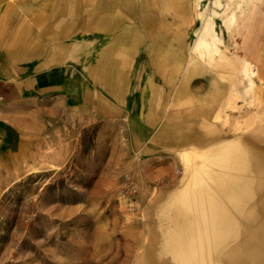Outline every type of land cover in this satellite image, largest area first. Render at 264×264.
<instances>
[{"label":"rangeland","instance_id":"374dc122","mask_svg":"<svg viewBox=\"0 0 264 264\" xmlns=\"http://www.w3.org/2000/svg\"><path fill=\"white\" fill-rule=\"evenodd\" d=\"M219 1L79 0L78 26L86 18L94 25L70 36L79 70L110 62L111 72H146L156 85L141 106L129 81L118 112H101L95 101L93 119L79 115L76 128L0 161V264H145L150 253L147 264H173L158 253V205L200 162L194 152L264 122V0ZM26 4L0 0V15L16 19ZM90 5L96 15L80 13ZM211 14L230 61L194 51ZM11 32H0L8 44ZM107 40L110 60L97 52ZM103 82L93 89L112 100Z\"/></svg>","mask_w":264,"mask_h":264},{"label":"crops","instance_id":"0c3cea01","mask_svg":"<svg viewBox=\"0 0 264 264\" xmlns=\"http://www.w3.org/2000/svg\"><path fill=\"white\" fill-rule=\"evenodd\" d=\"M23 1L29 7L17 14L16 19L0 15V32L12 31L14 38L8 44L0 36V95L3 97L0 100V161L26 157L35 145H40L36 138L51 137L63 127L76 128L79 115L81 119H93L95 101L101 112H118L125 103L124 88L129 81L134 82L130 87L141 94V106L149 104L152 87L156 85L154 76L129 72L132 77H127L129 73H125V69L111 72L110 62L102 68L88 67L89 74L87 67L79 70L78 64L73 63L76 60L71 50L67 51L75 45L69 40L70 36L79 27L86 31L94 29L93 20L89 18H86V27L78 26L79 0H53L50 11L45 8L46 0ZM81 9L80 13L87 17L96 15L91 5ZM205 21L206 18L203 27ZM32 31V37L26 36ZM102 42L98 45H101L98 55L110 60L109 49L115 47L109 40L105 41V47ZM98 55L95 56L100 60ZM96 58L95 63L99 62ZM92 74L99 84L102 78L106 80L102 85L106 92H112V100L104 92H95ZM112 75L119 77L110 81ZM186 75L187 83L190 75ZM153 94L157 96V92ZM152 102L156 104V98ZM133 106L138 111L136 105Z\"/></svg>","mask_w":264,"mask_h":264},{"label":"bare ground","instance_id":"6f19581e","mask_svg":"<svg viewBox=\"0 0 264 264\" xmlns=\"http://www.w3.org/2000/svg\"><path fill=\"white\" fill-rule=\"evenodd\" d=\"M212 19L194 51L230 61ZM253 127L194 152L200 162L186 167L155 213L160 256L173 264H264V122Z\"/></svg>","mask_w":264,"mask_h":264},{"label":"built area","instance_id":"2783aa9c","mask_svg":"<svg viewBox=\"0 0 264 264\" xmlns=\"http://www.w3.org/2000/svg\"><path fill=\"white\" fill-rule=\"evenodd\" d=\"M2 98H3L2 95H0V100H2Z\"/></svg>","mask_w":264,"mask_h":264}]
</instances>
